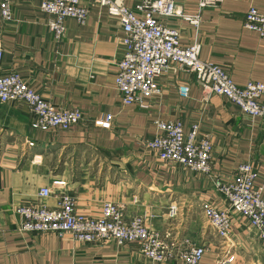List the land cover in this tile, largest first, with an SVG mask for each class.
Masks as SVG:
<instances>
[{"label":"crops","instance_id":"obj_1","mask_svg":"<svg viewBox=\"0 0 264 264\" xmlns=\"http://www.w3.org/2000/svg\"><path fill=\"white\" fill-rule=\"evenodd\" d=\"M42 1L9 0L12 19L0 21V77L18 74L54 106L79 109L83 120L67 130L42 131L24 102L0 101V264H147L135 242L78 243L69 235L18 231L17 206L53 208L62 194L72 195L77 213L99 217L103 204L112 202L126 219L141 215L169 241L202 245L200 264H224L219 261L227 252L233 259L225 264H264V240L212 181H228L238 165L249 164L264 197V121L203 90L175 65L156 79L160 94L144 97V107L124 105L113 83L122 52L119 19L81 0L88 7L85 23L65 19V33L55 39L39 10ZM137 1L123 0L129 8ZM175 1L184 13H197L198 0ZM250 7L263 12L264 0L206 7L197 28L177 17L160 20L180 30L183 45L198 42L199 57L224 67L235 84L264 83V38L243 27ZM180 84L189 87L187 97L178 94ZM158 120L181 121L184 134L198 125V136L212 142L210 176L161 160L144 143ZM44 187L50 195L41 198ZM170 202L179 206L174 218L167 214ZM204 205L227 210L226 239L202 215Z\"/></svg>","mask_w":264,"mask_h":264},{"label":"built area","instance_id":"obj_2","mask_svg":"<svg viewBox=\"0 0 264 264\" xmlns=\"http://www.w3.org/2000/svg\"><path fill=\"white\" fill-rule=\"evenodd\" d=\"M90 1L105 7L107 13L120 22L122 52L116 62L113 83L124 105L144 107V97L160 94L156 79L175 65L192 75L203 90L225 97L242 114L264 121L263 82L248 81L243 86L235 84L224 67L199 57L198 42L183 45L180 30L160 20L177 17L197 28L201 10L217 6L223 0H198L194 15L184 13L175 0H138L132 8L127 7L123 0ZM39 10L48 16L47 26L55 39H61L65 33V19L72 18L81 25L88 14V7L81 0H43ZM11 19L9 0H0V21L5 23ZM243 27L264 38V11L250 7L245 13ZM2 54L0 48V59ZM177 92L181 97H187L189 87L180 84ZM0 101L24 102L33 115V126L42 131L67 130L83 120L79 109L54 106L29 88L16 73L0 77ZM154 126L155 135L144 143L155 150L161 160L176 162L210 176L212 142L208 137L198 136V125H192L187 134H184L182 122L178 120H158ZM255 176L249 164H241L228 181H221L218 177L212 181L227 200L229 208L244 217L264 240L263 189L254 185ZM49 195V189L39 190V197ZM201 210L219 238L226 239L229 231L227 210L207 205ZM15 213L20 217V232L69 235L78 243L113 241L122 246L135 242L147 264H166L172 259L178 260V264H200L205 253L202 245H195L188 239L179 242L167 240L160 232L149 229L141 215L126 219L123 208L108 201L103 204L99 217L77 213L74 198L69 194L60 195L53 208L42 203H24L15 208ZM178 213V204L170 202L168 217L174 218ZM232 255L225 253L219 262H231Z\"/></svg>","mask_w":264,"mask_h":264}]
</instances>
